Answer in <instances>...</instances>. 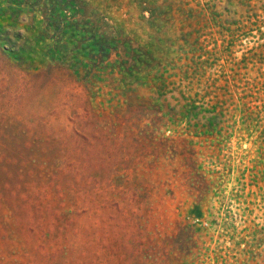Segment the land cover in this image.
<instances>
[{"label":"rangeland","instance_id":"rangeland-1","mask_svg":"<svg viewBox=\"0 0 264 264\" xmlns=\"http://www.w3.org/2000/svg\"><path fill=\"white\" fill-rule=\"evenodd\" d=\"M16 1L0 264H264V0ZM126 40L154 70L77 59Z\"/></svg>","mask_w":264,"mask_h":264},{"label":"trees","instance_id":"trees-1","mask_svg":"<svg viewBox=\"0 0 264 264\" xmlns=\"http://www.w3.org/2000/svg\"><path fill=\"white\" fill-rule=\"evenodd\" d=\"M0 1L6 2V4H10L12 6L17 4L16 0ZM139 5L142 7V10L149 9L151 14H153L159 7L158 5L152 4V0H142ZM114 44L115 45H107L106 47V45H103L98 41H94L91 45L84 48L80 54L75 55L78 60L92 63V66L97 65V67L102 70L103 68L99 66H103L102 64L105 63L107 58L111 56V52L114 50L116 56L119 57V64L124 67L120 68V70L124 69L125 71L130 72V75H133L134 72L149 73L148 70H151L150 68L154 70V66H157L154 64H158V62H154L153 55L150 51L143 50L138 45H135V43L131 40L121 41ZM147 60L153 61V65H150ZM143 70L144 72H142Z\"/></svg>","mask_w":264,"mask_h":264}]
</instances>
